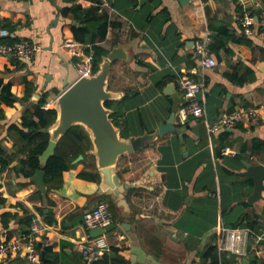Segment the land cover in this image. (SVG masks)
<instances>
[{"label":"crops","instance_id":"crops-1","mask_svg":"<svg viewBox=\"0 0 264 264\" xmlns=\"http://www.w3.org/2000/svg\"><path fill=\"white\" fill-rule=\"evenodd\" d=\"M254 1L0 0V31L8 32L0 34V43L26 38L39 46L28 61L0 54L1 86L9 84L17 96L10 104L0 102V241L26 232L37 213L48 225L35 242L39 253L44 250V264H242L244 257L248 264H264V188L248 203L254 182L242 174L246 163H264V29L255 24L254 32L245 34L236 18L242 6L256 16ZM258 1L264 8V0ZM73 3L94 7L95 16L107 15L105 35L95 41L103 56L113 47L122 48L123 57L111 62L107 79V88L118 95L112 100L119 112L112 111L121 134L152 133L171 112L181 127L180 134L170 131L117 160V174L128 186L127 208L118 206L111 194L99 193L92 157L72 161L75 165L63 172L61 185L44 191L31 180L33 175L17 169L23 143L8 126L23 128L22 111L42 98L45 108H54L66 88L64 78L67 85L77 79L75 58L63 45L66 38L88 52L90 43L73 34L81 19L61 13ZM207 30L212 35L207 47L216 61L212 68H203L191 56L194 40ZM183 73L206 83L198 94L204 99L203 118L183 119L176 87ZM250 107H259L257 123L242 118L208 135L205 121ZM223 148L231 153L223 154ZM101 200L114 206L115 227L107 231L105 254L85 262L77 242L91 236L82 213ZM222 225L252 231L246 255H230L232 263L206 255ZM24 262L17 253L5 264Z\"/></svg>","mask_w":264,"mask_h":264},{"label":"built area","instance_id":"built-area-1","mask_svg":"<svg viewBox=\"0 0 264 264\" xmlns=\"http://www.w3.org/2000/svg\"><path fill=\"white\" fill-rule=\"evenodd\" d=\"M253 4L258 12L256 16L249 9L242 6L241 12L236 17L242 32L245 34H252L255 24L264 29V8L258 0H255ZM0 34L6 35L8 32L6 29H2ZM211 36V31L207 30L194 40L191 56L198 60L203 68H212L216 64L215 59L211 56L207 47ZM63 45L75 58V67L78 72L77 78L90 75L94 72L92 66L93 51L90 44L86 45L88 48V52L86 53L79 50L78 46H80V43L73 38H66ZM38 49L39 46L35 42L26 38L13 42L0 43L1 55L14 57L23 61L31 60ZM176 87L182 97L180 111L183 114V119L185 120L189 116L203 118L205 116L204 99L200 98L198 94L203 93L206 89L204 79H198L185 73L179 74ZM260 116L259 107L241 108L222 115L213 123L205 121V127L208 135H211L220 129L232 127L242 118H247L257 123ZM222 153H231V151L228 148H223ZM81 220L83 226L88 230L96 227L103 230L100 235L77 242V247L81 252L83 260L90 262L93 259L102 257L109 249L107 240L108 230L106 228L113 221V213L109 209L108 203L101 200L92 209L85 210L82 213ZM47 228L48 225L42 220L41 216L33 213L26 232L21 233L14 239L0 241V264H5L9 256L17 253L24 256V264H39L40 253L35 242L39 240V234ZM251 233L252 231L248 227H229L222 225L219 230V235L211 243L216 248L218 259L223 260L225 257H230V255L245 256V244Z\"/></svg>","mask_w":264,"mask_h":264},{"label":"water","instance_id":"water-1","mask_svg":"<svg viewBox=\"0 0 264 264\" xmlns=\"http://www.w3.org/2000/svg\"><path fill=\"white\" fill-rule=\"evenodd\" d=\"M121 53V47H113L108 54L102 57L98 68L92 74L81 76L69 85H67V77L64 78L66 88L55 99L56 118L47 128L42 129L49 134V139L47 146L39 155V162L41 166L46 163L53 154L59 138L71 126H82L88 133L92 144L87 153L93 155L100 175L99 193L111 194L116 199L118 206L127 208L124 195L128 186L120 181L117 174V160L126 153L151 144L157 137L170 131L180 134L181 127L175 125V113L171 112L164 122H159L157 129L152 133L144 132L141 135L130 137L121 135V126L116 125L110 118L112 109L104 104L105 101L118 96L116 92L107 88V79L111 62L123 57ZM12 98L17 99V96L13 95ZM82 158L83 155L80 154L73 162L75 163ZM242 174L254 182L253 191L247 199L248 203H251L261 196V191L264 188V163H246V171ZM31 180L37 183L40 191L45 190L43 169H37ZM114 227L115 224L111 223L106 230H111ZM102 231L101 228L96 227L90 229L89 234L91 237H95L100 235ZM45 260L44 250H42L39 264H44ZM94 260H91L90 263ZM242 264H248L245 257Z\"/></svg>","mask_w":264,"mask_h":264},{"label":"trees","instance_id":"trees-1","mask_svg":"<svg viewBox=\"0 0 264 264\" xmlns=\"http://www.w3.org/2000/svg\"><path fill=\"white\" fill-rule=\"evenodd\" d=\"M69 12L73 13L76 18L81 19V25L73 26V34L75 39L79 42L91 44V49L93 51L92 66L93 71H95L102 60L103 54L105 53L101 47L95 44V41L97 36L104 37L105 35V30L108 25L107 15L103 14L101 16H95L94 7L84 9L75 3L69 7L67 6L61 9V13L63 15ZM92 23L96 25L95 29H92ZM9 87V84L1 86L0 80V102L2 101L5 104L11 103L12 93L10 92ZM113 102L114 101L111 99L105 101L104 104L112 109ZM44 104L45 99L42 98L22 111L20 115V122L23 128H19L14 124H10L8 128L14 130L23 143L24 153L19 158L17 165L18 171L26 177H31L35 174L37 169H43L44 184L49 189L59 187L61 185L63 172L69 170L75 165L72 161L78 155L82 154L84 158L89 156L94 159V157L93 155L86 153L87 150L92 147L88 133L82 126L73 125L59 138L53 154L48 158L46 163L42 166L40 165L39 155L47 146L49 139V134L42 131V129L47 128L56 118L55 108H45ZM2 114L3 111L0 109V116H2ZM115 116V112L112 111L110 118L116 125H119ZM82 161L83 159L78 162ZM81 176L92 178V176L87 173H81ZM109 209L112 211L114 206L110 204ZM48 251L49 249L46 248V256H48ZM206 255L215 262L218 260L216 248L213 245H210ZM224 260L228 263H232V260L228 257H225Z\"/></svg>","mask_w":264,"mask_h":264},{"label":"rangeland","instance_id":"rangeland-1","mask_svg":"<svg viewBox=\"0 0 264 264\" xmlns=\"http://www.w3.org/2000/svg\"><path fill=\"white\" fill-rule=\"evenodd\" d=\"M112 107L115 109L116 112H119L117 105H113ZM120 112H121V110H120ZM119 125H120V123H119Z\"/></svg>","mask_w":264,"mask_h":264}]
</instances>
